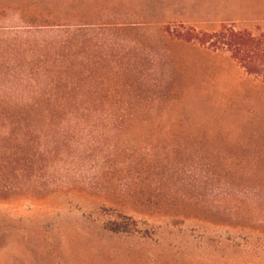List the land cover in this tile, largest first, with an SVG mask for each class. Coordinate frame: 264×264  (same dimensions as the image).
<instances>
[{"label":"rangeland","instance_id":"obj_1","mask_svg":"<svg viewBox=\"0 0 264 264\" xmlns=\"http://www.w3.org/2000/svg\"><path fill=\"white\" fill-rule=\"evenodd\" d=\"M22 1L0 0L2 44ZM49 7L68 17L57 58L87 106L69 109L78 121L0 125V264H264V86L173 37L264 34V0Z\"/></svg>","mask_w":264,"mask_h":264},{"label":"trees","instance_id":"obj_2","mask_svg":"<svg viewBox=\"0 0 264 264\" xmlns=\"http://www.w3.org/2000/svg\"><path fill=\"white\" fill-rule=\"evenodd\" d=\"M45 1L48 6L30 0L17 3L21 26L13 30L11 45L0 43V125L52 122L58 112L71 114V120L78 121L69 109L87 106L84 94L71 92V63L57 58L61 51H70L72 32L71 26L56 25L55 21H67L68 17H57L47 9L52 0ZM54 28L58 34L50 36L55 34L50 32ZM20 34L38 37L20 43ZM173 37L213 54L227 55L247 76L264 86V34L255 35L223 23L214 31L182 28ZM5 55L13 59L3 61ZM19 57L23 59L18 62Z\"/></svg>","mask_w":264,"mask_h":264}]
</instances>
